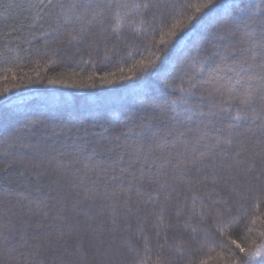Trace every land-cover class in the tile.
<instances>
[{
	"label": "trees",
	"instance_id": "16d2710c",
	"mask_svg": "<svg viewBox=\"0 0 264 264\" xmlns=\"http://www.w3.org/2000/svg\"><path fill=\"white\" fill-rule=\"evenodd\" d=\"M35 1L4 0L12 13L9 11L10 14L3 17L0 11V223L16 229L0 235V264H138L140 261L159 264L158 258L163 264H190V261L194 264H224L226 258L237 257L247 259L248 264H264L260 258L244 257L231 243L235 240L245 247L250 241H255L257 247L264 244V238L260 236L264 232V201L249 198L241 211L236 212L240 205L230 194L231 181H222L218 185L209 182L198 192L188 184V178L195 180L206 164H219V157H209L207 149L218 133L227 137L225 125L229 115H236L235 104L230 113L214 118L207 137L199 143L195 142L199 135L197 128L202 125L198 114L180 112L174 118L154 125L153 131L161 137L170 130L184 133L152 144L154 149L161 145L165 154L170 151L181 153L172 158L166 169L168 191L173 188L176 191L171 193L163 211L159 202L168 192L156 196V183L145 179L130 192L120 190L127 188L128 175L121 176L119 168H127L133 160H142L148 155L147 147L138 153L127 154L129 146H135L139 139V129L134 123H138L142 116L159 115L160 110L154 113L150 104L152 98L165 88V81L146 74L128 81L101 84L100 77L106 73L108 79L113 78L112 74L116 77L128 75V68L136 61L163 55L164 45L157 43L161 32H167L172 24L194 11V7L181 9L178 5H195L205 0H154L151 4L160 7L145 10L144 26L138 38H114L113 22L102 26L85 23L84 31L90 32L91 36L80 38L86 45L83 52L74 54L76 59L71 64L61 63L58 72L48 71L59 62V57L54 60L42 54L50 49L49 40L58 37L60 46H64L66 37H75L79 31L77 23L64 22L51 39L36 42L28 50L22 48L17 55L14 54L16 45L12 41H23L20 39L24 34L22 30L36 12ZM135 2L144 4L146 0ZM249 4L260 5V8L252 11ZM262 27L264 0H214L203 10L194 27L187 26L178 38L173 39L177 47L165 57V67L171 70L170 79L186 56H197L198 48L206 51L192 63L191 73L201 67L203 55L224 48L238 52L242 47L236 43L240 32L259 33ZM72 28L77 30L76 35ZM214 32L218 35L210 39ZM185 33L183 47H179L178 41L185 37ZM38 61L41 66L35 70L33 64ZM18 70L23 72L18 79L23 80L20 84L10 77ZM204 70L207 72V65ZM90 75L95 76L94 81L86 80ZM53 77L94 83V86L47 83ZM193 83L197 80L185 79L183 87L191 89ZM142 85L148 89L146 93H131L132 88ZM204 91L198 85L197 97ZM53 98L60 103L53 106ZM221 99L219 96L215 98L217 102ZM15 101L22 103H13ZM199 102V99L192 101L194 104ZM52 111L63 123V129L53 131L51 124L23 127L26 121L41 119V113ZM14 133L19 138L9 141ZM235 133L236 139L247 138L253 133L259 136L250 119H241ZM121 153H125L124 162L115 172L108 170L101 174L95 167L100 165L110 169ZM201 154L209 159L201 162ZM248 163L247 157H243L236 170L238 182L248 179L243 174ZM36 164L40 165L38 170L33 169ZM139 169L140 163L137 162L129 171L138 175ZM262 170L264 161L257 158L248 176H258ZM33 171H38L39 176L33 175ZM145 171H148L147 165ZM155 171L153 167L152 173ZM217 171L225 174L220 168ZM85 191L90 193L89 198H84ZM77 192L81 196L77 197ZM106 192L108 199L104 198ZM150 195L155 203H145ZM225 198L233 208L232 217L217 216V211L224 205L213 201ZM200 214H203V220ZM4 237L9 238L6 243ZM37 240L41 246L34 250L32 245ZM227 249L234 250L235 255Z\"/></svg>",
	"mask_w": 264,
	"mask_h": 264
},
{
	"label": "snow or ice",
	"instance_id": "6c2138e0",
	"mask_svg": "<svg viewBox=\"0 0 264 264\" xmlns=\"http://www.w3.org/2000/svg\"><path fill=\"white\" fill-rule=\"evenodd\" d=\"M214 0H205L203 3H197L195 5H189L181 3L178 5L181 9H187L189 7H194V11L191 15H187L185 19L178 20L176 23L172 24L171 27L167 29V32H161L160 39L157 41L158 44L164 45L163 55L157 54L154 59L151 60H139L136 61L132 66L128 68V75H120L116 77L114 74L112 79H108L109 74L100 77L101 84H111L119 83L123 81H128L134 78L144 77L146 74L155 75L165 81V88L160 90L153 98L150 107L154 110L159 109V115L152 114L148 116H142L139 118L138 123H134V127L139 129L138 141L135 146H129L130 151L127 153L131 155L133 153H138L142 148L147 147L148 155H146L142 160H133L128 164L127 168L120 167V175L123 176L127 173L128 175V185L127 188H121V191L130 192L135 186H139L143 183L145 179L156 183L158 189L156 196H159L161 192L167 191L168 194L164 197L163 201H160L161 210L166 207L171 198V193L176 191L175 188L168 191L167 184V167L170 164L174 156H179V152H168L164 153L163 147L157 145L154 149L152 144L154 141L166 140L169 136H183V132L168 131L165 136L161 137L157 132L153 131L154 125L158 121L167 120L169 118H174L178 113H193L198 114L202 119V125L198 126L197 131L199 135L196 137V143L207 137L209 127L214 122V118H217L224 114L225 112H231L233 105L236 106V115H229L228 123L225 125L227 128V137H223L221 134H217L214 142L207 149L209 157L212 155H217L219 157V164L211 162L210 166L205 165L204 170L201 175H198L195 180L188 178V184L190 187L195 188L198 192L201 188H206L208 183L211 182L213 185H218L222 181L228 183L231 181L230 194L237 198V203L240 205L236 209V212H240L244 206V202L249 198L257 201H264V170L258 176L251 177L248 174L252 171L255 160L259 158L264 161V27L261 28L259 33L250 31H241L239 34V39L236 41L237 44L242 45L240 50L237 52L235 50L230 51L228 48L217 49L211 52L210 55H203V60L201 61V67L197 69L195 73H191V65L197 59L199 55H202L206 50L198 48L196 50L197 56H192L189 54L185 57L184 61L181 62L179 70L171 77V70L166 68L165 57L169 54L172 48H176L177 45L173 44V39L178 38L180 33L184 32L185 28L189 25L195 26L196 22L201 19V14L204 9H207L212 5ZM33 7L38 8L40 12H43L45 8H50L51 10L59 9L57 19L61 17L67 22L78 23L81 25L80 31L83 32L84 24H98L103 25L106 21L115 20L120 21L123 19L124 10L135 7L137 9H149L158 8L160 5L145 3V4H135L129 5L123 2V0H76L65 7L62 0H39V3L33 5ZM177 7V6H173ZM248 7L252 11H256L260 8V5L249 4ZM47 14V13H46ZM36 19H42L39 12H37ZM62 25L58 24V28ZM56 31V30H53ZM218 35V32L210 34V39ZM185 37L180 38L178 41L179 47H183ZM75 38V37H73ZM172 46L171 48L169 46ZM208 66L207 72H205V66ZM95 76L90 75L86 78L87 81H94ZM185 79L197 80V83L191 85V89H186L183 87V82ZM179 81V83H177ZM49 84L64 85L70 87H88L94 86V83L80 82L71 78H50L47 80ZM204 88L205 91L201 92L199 97L196 95L197 86ZM147 88L145 86H140V88H132L131 93H146ZM7 91V89H5ZM169 93L172 95L169 96ZM219 96L222 97L218 102L215 98ZM199 99V103H192L193 100ZM13 103L20 104L22 101H15ZM60 101L53 98L51 104L53 106L59 104ZM207 108V111H205ZM41 119L28 120L24 124V128H28L35 124H51L53 131L57 128L63 129L64 125L60 122L57 114L52 112L41 113ZM241 119H250L253 121L254 127H256L259 132V136L255 133L243 139H236V127L237 123ZM191 131V130H188ZM223 132V130H220ZM17 133L12 134L8 140L14 141L18 139ZM119 139V137H117ZM223 140V143H222ZM11 144H9V147ZM116 147H119L118 145ZM257 147L259 150H257ZM217 149L219 151L217 152ZM94 155V154H93ZM247 157L248 167L243 170V174L248 177L245 182H238L237 180V169L241 165V160L243 157ZM125 153H121L113 162L110 169H105L100 165L95 167L100 170L101 174L106 171L111 170L116 171V168L124 162ZM209 157H205L201 154V162ZM231 160L233 163L229 164L228 161ZM139 162L140 169L139 174L136 172L129 171L133 164ZM145 165H147L148 171H145ZM179 166V165H177ZM155 167V173H152V169ZM40 168L39 164L33 165V169L38 170ZM217 168H220L225 174L221 175ZM92 169H89L91 171ZM198 173L201 169H197ZM35 176H39L38 171H33ZM115 179V177H113ZM95 184H93V190ZM196 192L193 193V198H196ZM77 197L81 196V193H76ZM137 195H140L138 192ZM84 198H89L90 193L85 191L83 193ZM109 194L106 192L104 198L108 199ZM80 201L77 200V203ZM155 203L153 196H149L145 203ZM31 203V202H30ZM128 201L125 200V204ZM214 204H223L224 207L217 211V216L219 217H232L233 208L229 204L228 199L213 201ZM39 207V204H37ZM195 204H193V208ZM180 212H177V217H179ZM201 220H203V214H200ZM163 222V221H161ZM233 222H235L233 220ZM5 231L15 232L14 226L7 223H0V235H3ZM193 232L196 231L195 228L192 229ZM261 238H264V232L260 233ZM8 237H4V242L8 241ZM36 239V238H34ZM147 241V237H144ZM235 245V249L239 253L244 254V257L249 259L260 258L264 260V244L260 246L255 245V241H250L248 246L238 243L237 241H231ZM41 246L40 241L37 240L36 243L32 245L34 250H37ZM232 255H235V251L232 249H227ZM159 264H163V261L158 258ZM138 264H144L143 261L138 262ZM190 264H194V261H190ZM224 264H248V260L243 257H237L236 259L226 258Z\"/></svg>",
	"mask_w": 264,
	"mask_h": 264
},
{
	"label": "rangeland",
	"instance_id": "374dc122",
	"mask_svg": "<svg viewBox=\"0 0 264 264\" xmlns=\"http://www.w3.org/2000/svg\"><path fill=\"white\" fill-rule=\"evenodd\" d=\"M4 0H0V11L3 12L1 13V16L5 17L6 15H9L10 12L12 13L11 9H8L7 3L8 2H3ZM6 1V0H5ZM9 1V0H8ZM154 0H146V3H152ZM36 4L39 3V0L35 1ZM64 3L65 7H67L69 4L76 2V0H62ZM123 2L128 3L129 5H135L137 2L135 0H123ZM45 3H47V0H45ZM145 4V3H144ZM146 9H137L135 7H130L126 10H124L123 13V19L120 21H115V20H109L106 21L104 24L113 22L115 23V27L112 30V36L116 39L122 40L124 37L128 38H138L140 33L142 32V28L144 26V14H145ZM10 11V12H9ZM35 13L34 16H32L30 19H28V23L24 26L22 32V39L23 41H12V43H15V50L14 54L17 55V52L23 48L24 50H28V48L32 45L35 46L36 42H42L43 40L51 39L54 32H57L59 29L58 24L62 25L65 21L61 17L59 20L57 19V15L59 13V9L51 10L50 8H45L43 12H40L38 8H35ZM37 12H39L40 16L42 19L37 20L36 15ZM47 13V14H46ZM103 24V25H104ZM79 28V31L76 35L77 30L74 31V28H72V33H75V37L73 38L72 36L66 37V44L64 46H60L61 43L57 40V38L49 40V46L50 49L44 52L42 54L44 57H51V59L56 60L57 57H59L57 60L56 64H54L48 72H58L61 71L60 69L62 68L61 63H69L71 64L75 59L76 55L80 52H83L85 43L83 37H90L91 35L89 34L90 32H81L80 24H76ZM56 30V31H53ZM102 30V29H98ZM56 34V33H55ZM58 34V33H57ZM61 34V33H60ZM51 37V38H50ZM79 38V39H78ZM47 39V40H48ZM86 40V39H85ZM59 44V45H58ZM63 44V43H62ZM59 46V47H58ZM61 47V48H60ZM75 54V56H74ZM56 58V59H55ZM34 67L39 68L41 66L40 62L38 61L37 63L33 64ZM43 69V67L41 68ZM23 74L22 71L18 70L13 71L10 74V77L14 82L20 84L23 82V80H18L20 76Z\"/></svg>",
	"mask_w": 264,
	"mask_h": 264
}]
</instances>
